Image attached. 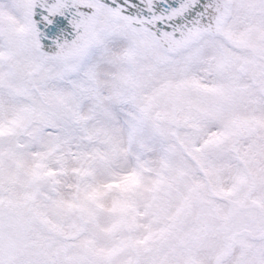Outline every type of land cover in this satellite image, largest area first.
Masks as SVG:
<instances>
[{
	"label": "snow or ice",
	"instance_id": "6c2138e0",
	"mask_svg": "<svg viewBox=\"0 0 264 264\" xmlns=\"http://www.w3.org/2000/svg\"><path fill=\"white\" fill-rule=\"evenodd\" d=\"M0 264H264V0H0Z\"/></svg>",
	"mask_w": 264,
	"mask_h": 264
}]
</instances>
